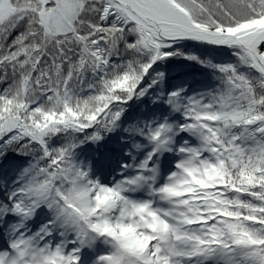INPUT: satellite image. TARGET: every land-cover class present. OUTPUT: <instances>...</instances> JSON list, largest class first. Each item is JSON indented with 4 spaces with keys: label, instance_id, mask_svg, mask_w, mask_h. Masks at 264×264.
<instances>
[{
    "label": "snow or ice",
    "instance_id": "snow-or-ice-1",
    "mask_svg": "<svg viewBox=\"0 0 264 264\" xmlns=\"http://www.w3.org/2000/svg\"><path fill=\"white\" fill-rule=\"evenodd\" d=\"M0 264H264V0H0Z\"/></svg>",
    "mask_w": 264,
    "mask_h": 264
}]
</instances>
